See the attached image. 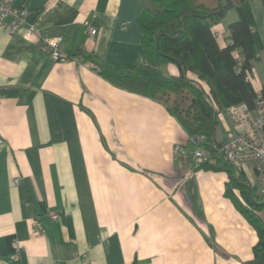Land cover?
I'll list each match as a JSON object with an SVG mask.
<instances>
[{
  "label": "crops",
  "instance_id": "obj_1",
  "mask_svg": "<svg viewBox=\"0 0 264 264\" xmlns=\"http://www.w3.org/2000/svg\"><path fill=\"white\" fill-rule=\"evenodd\" d=\"M8 1L27 8L28 20L41 19V28L27 39L0 25V264L252 259L258 234L225 195L227 172L197 168L175 152L179 143L193 147L178 119L90 66L155 65L139 23L146 0ZM251 7L263 47L250 80L264 93V2L251 0ZM237 19L231 10L215 26L221 46ZM47 38H59L61 51L76 58L55 60ZM163 71L180 69L171 62ZM240 127L222 112L217 141ZM239 172L264 201L257 171ZM258 214L264 219V210Z\"/></svg>",
  "mask_w": 264,
  "mask_h": 264
},
{
  "label": "trees",
  "instance_id": "obj_2",
  "mask_svg": "<svg viewBox=\"0 0 264 264\" xmlns=\"http://www.w3.org/2000/svg\"><path fill=\"white\" fill-rule=\"evenodd\" d=\"M231 10L237 11L238 19L229 25L230 42L221 46L214 28ZM139 23L145 55L155 65L141 64L135 71L96 69L113 85L163 104L190 136L206 135L203 146L216 162L197 168L227 172L225 195L258 234L253 258L242 264H264V219L258 214L264 201L252 194L251 184L216 139L220 115L228 106H255L257 91L250 76L263 42L251 0H146ZM170 62L179 66V74L163 71Z\"/></svg>",
  "mask_w": 264,
  "mask_h": 264
},
{
  "label": "built area",
  "instance_id": "obj_3",
  "mask_svg": "<svg viewBox=\"0 0 264 264\" xmlns=\"http://www.w3.org/2000/svg\"><path fill=\"white\" fill-rule=\"evenodd\" d=\"M28 16L27 8L15 7L8 0H0V25L5 30L11 33L23 30L24 36L27 39L31 38L40 30L41 19L30 21ZM88 29L91 35L97 32L93 25H89ZM45 44L49 48L51 56L57 61L63 62L76 58L61 51L59 38H47ZM234 55L239 58L238 52H235ZM90 66L96 68L94 63H90ZM225 111L233 124L241 127L228 132L225 139L221 141V152L239 171L253 167L264 185V93L262 91L257 92L253 108L247 103L241 102L228 106ZM190 141L194 145L193 149L179 143L175 145V152L190 159L196 167L205 162L212 164L216 162L215 158L203 146L207 141L205 134L193 135L190 137ZM4 143L5 138L0 134V148ZM20 181V177L15 178L16 183H20ZM52 217L55 220L60 219L56 212L52 213ZM15 247L19 251V242L15 243ZM53 264L63 263L56 261Z\"/></svg>",
  "mask_w": 264,
  "mask_h": 264
},
{
  "label": "rangeland",
  "instance_id": "obj_4",
  "mask_svg": "<svg viewBox=\"0 0 264 264\" xmlns=\"http://www.w3.org/2000/svg\"><path fill=\"white\" fill-rule=\"evenodd\" d=\"M171 63V62H170ZM167 64H169V63H167ZM167 64H165V65H167ZM162 69H163V67H162ZM193 146V147H192ZM191 147L192 148H190V149H193L194 148V145H191ZM206 149V148H205ZM206 151H208L207 149H206Z\"/></svg>",
  "mask_w": 264,
  "mask_h": 264
}]
</instances>
